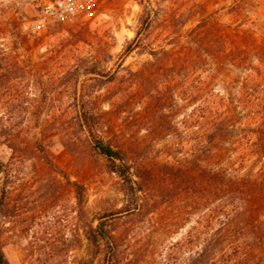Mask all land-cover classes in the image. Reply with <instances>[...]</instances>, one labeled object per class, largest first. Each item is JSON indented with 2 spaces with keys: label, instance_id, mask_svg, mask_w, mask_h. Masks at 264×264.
<instances>
[{
  "label": "rangeland",
  "instance_id": "rangeland-1",
  "mask_svg": "<svg viewBox=\"0 0 264 264\" xmlns=\"http://www.w3.org/2000/svg\"><path fill=\"white\" fill-rule=\"evenodd\" d=\"M0 24L8 30L0 43L16 56L0 70V163L21 202L1 219L10 263L185 264L199 249L188 238L201 212L187 209L174 186L166 190L168 175L200 131V109L209 105L202 94L239 122L264 125L263 4L98 0L64 22L30 0H0ZM81 105L94 114L100 137L153 169L161 184L155 202L127 204L122 179L79 129ZM35 139L84 185L85 201L48 168ZM102 221L117 243L106 256L105 246L87 239Z\"/></svg>",
  "mask_w": 264,
  "mask_h": 264
},
{
  "label": "trees",
  "instance_id": "trees-1",
  "mask_svg": "<svg viewBox=\"0 0 264 264\" xmlns=\"http://www.w3.org/2000/svg\"><path fill=\"white\" fill-rule=\"evenodd\" d=\"M9 27L18 28L15 22H10ZM7 31L0 24V40ZM2 45L0 43V70L5 58H16ZM196 59L192 58L193 62ZM175 68L176 65L170 70L176 71ZM201 82L206 85L204 80ZM139 93L141 95V91ZM202 96L203 102L209 105H202L200 109V131L190 140L185 157L168 175L170 183L166 188L174 186L185 199L187 209L198 208L201 212L195 234L188 238L189 241L195 239L199 249L188 255L185 264H264V125L259 121L241 123L237 114L227 106L220 107L211 94ZM261 99L263 95L260 94L257 100ZM77 116L79 129L86 134L89 144L106 158L111 170L122 179L127 204L141 207L150 200L155 202L158 197L155 192L161 184L153 169L134 164L125 150L100 137L94 114L84 106H80ZM33 144L48 168L71 185L76 201L79 204L85 201L84 185L71 180L59 168L42 141L35 139ZM0 172L3 173L0 177V264H11L3 250L7 228L1 219L11 203L17 214L21 202L18 194L13 198L14 180L4 175L1 163ZM34 177L37 183V172ZM15 222L19 223L18 217ZM87 239L95 248L105 246V256L109 249L115 252L117 247L104 221L89 227Z\"/></svg>",
  "mask_w": 264,
  "mask_h": 264
},
{
  "label": "built area",
  "instance_id": "built-area-1",
  "mask_svg": "<svg viewBox=\"0 0 264 264\" xmlns=\"http://www.w3.org/2000/svg\"><path fill=\"white\" fill-rule=\"evenodd\" d=\"M32 6L43 16H53L61 21H73L75 18L89 12L98 0H30ZM263 4L264 0H253Z\"/></svg>",
  "mask_w": 264,
  "mask_h": 264
}]
</instances>
